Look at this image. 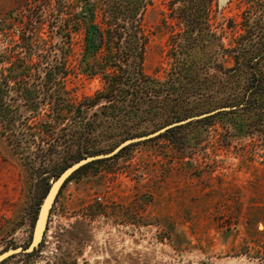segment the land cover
<instances>
[{"label":"rangeland","instance_id":"rangeland-1","mask_svg":"<svg viewBox=\"0 0 264 264\" xmlns=\"http://www.w3.org/2000/svg\"><path fill=\"white\" fill-rule=\"evenodd\" d=\"M79 1L0 0V70L8 58L25 66L0 111V253L30 244L51 181L81 156L230 109L76 174L61 188L35 252L2 264H264V0H213L209 20L173 14L179 2L148 0L140 12L149 38L145 71L164 82L182 69V83L174 96L120 111L105 109V100L86 104L103 89L97 70L106 64L86 51L83 27L76 30ZM240 37L253 68L221 49ZM257 72L262 82L246 101ZM21 86L36 92L37 107ZM54 98L82 106L77 114L91 126L64 130L68 106L61 124L49 127Z\"/></svg>","mask_w":264,"mask_h":264},{"label":"trees","instance_id":"trees-1","mask_svg":"<svg viewBox=\"0 0 264 264\" xmlns=\"http://www.w3.org/2000/svg\"><path fill=\"white\" fill-rule=\"evenodd\" d=\"M177 2L182 3L183 6L177 9L172 8L173 14L180 11V13L185 16L199 17L203 15L204 20L210 19L213 0H172V7ZM79 4L81 5L80 12L72 16L74 24L77 26L76 30L79 31L81 30L80 26L83 27L84 47L86 51L102 55L106 64V67H100L98 68L99 70H97L104 76V87L97 92L95 98L86 99V104L93 106L95 103L105 100V109L113 111L134 110L145 104L153 103L163 95L170 97L176 95L178 91L177 86L182 83V78H180L183 74L182 69L178 70V68H174L169 73V78L164 82L151 77L145 71V50L149 38L144 30L140 12L141 10H145L148 5V0H80ZM99 17L100 21L98 20ZM191 21H193V23L196 22L195 18ZM204 24L207 25V21H205ZM25 38L26 37L23 36L21 39L24 40ZM241 38L242 40L244 39L240 37V39L236 41L237 45L233 48L221 46V49L226 55L231 58H236L237 62L243 64L245 61L244 64L253 68V57H250L249 50H247L248 46L242 44L243 42L240 41ZM263 50L264 46L258 48V51L261 53H263ZM236 51L237 53H235ZM259 55L261 54L257 53L254 58ZM8 59H10L8 60L10 65L0 70V111L6 106L4 98L8 96L10 92V80H19V77L22 76V73L25 71L23 60L16 59L13 61L11 58ZM261 82L262 77L258 72L256 73L254 82L253 77L250 78L249 92L246 101H249L253 97V88L254 90L259 89ZM44 87H46L47 90L51 89L49 85H45ZM19 91L23 99L29 102L32 107L35 108L38 106L39 101L37 100L38 97L36 92L29 87L23 86L20 87ZM52 100V105L54 106L56 114L52 119L54 123L50 122L47 124L49 127L61 124L63 120L60 111L65 110L68 106L67 109L70 110V112L73 111V113L72 118L69 119L71 123L68 124L64 130L69 127L79 131V129H85L91 126V123H85L83 121L84 118L81 117L82 115L77 114V112H82V106L76 108L74 103H69L68 106H64V104L57 101V99L54 98ZM222 113L223 111H219L213 115L201 118L198 121L207 122ZM178 119L177 116L174 118V120ZM79 120L83 123H80ZM177 129V127L171 128L157 137L167 136ZM77 131H75V133H77ZM82 136L83 135H80L78 138L82 139ZM128 137L129 135H127L125 139ZM126 148L127 147L123 148L119 153L110 158H118ZM82 157L83 156L79 159ZM99 161L100 160L90 162L79 168L66 180L64 185L76 174ZM69 165H67V167ZM64 169H62V171ZM62 171H60L58 175ZM34 252L28 253L27 255H31Z\"/></svg>","mask_w":264,"mask_h":264},{"label":"water","instance_id":"water-1","mask_svg":"<svg viewBox=\"0 0 264 264\" xmlns=\"http://www.w3.org/2000/svg\"><path fill=\"white\" fill-rule=\"evenodd\" d=\"M229 109H230L229 107L219 108V109H216V110L209 112V113H204L201 115L189 117V118L182 120V121L173 122V123L168 124V125L160 128V129H158L155 132H152L150 134L127 139V140L121 142L114 150H112L110 152L87 156L85 158H82V159L74 162L73 164H71L70 166L65 168L58 176H56L51 181V185L49 187V190H48V192H47V194H46V196H45V198H44V200L40 206L39 213H38V216H37V219L35 222L32 240H31L30 244L26 247L10 248V249L5 250L4 252L0 253V264L3 261H5L6 259H8L12 256H15L17 254L32 253L39 247V245L42 242V239L45 235V231L47 229L51 208L53 207V204L55 203V200H56L62 186L64 185L66 180L73 173H75L79 168H81L82 166H84L90 162H93V161L113 157L114 155L119 153L123 148H125L131 144H134V143H138L141 141H145V140L157 137L160 134L166 132L167 130H169L171 128L181 126V125L186 124V123L193 121V120L204 118L206 116H209L211 114H214V113L222 111V110H229Z\"/></svg>","mask_w":264,"mask_h":264}]
</instances>
